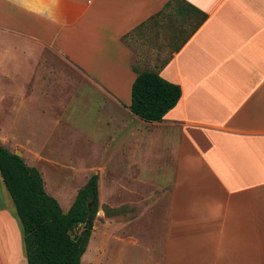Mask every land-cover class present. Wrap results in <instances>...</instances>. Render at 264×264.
Segmentation results:
<instances>
[{
	"label": "crops",
	"instance_id": "crops-1",
	"mask_svg": "<svg viewBox=\"0 0 264 264\" xmlns=\"http://www.w3.org/2000/svg\"><path fill=\"white\" fill-rule=\"evenodd\" d=\"M0 33V145L42 157L15 128L48 123L74 85L171 181L150 264H264V0H0ZM144 33L148 69L126 42ZM133 68L180 87L160 122L130 113ZM20 224L0 174V264H27Z\"/></svg>",
	"mask_w": 264,
	"mask_h": 264
},
{
	"label": "rangeland",
	"instance_id": "rangeland-1",
	"mask_svg": "<svg viewBox=\"0 0 264 264\" xmlns=\"http://www.w3.org/2000/svg\"><path fill=\"white\" fill-rule=\"evenodd\" d=\"M153 37L144 33L127 38L135 53L132 59L135 67L151 68L150 61L141 59V53L145 42ZM4 52L0 51L3 59ZM162 58L165 61L167 56L163 54ZM7 63L0 61V70L7 69ZM73 87L67 85L63 90L66 93L62 107L51 106L48 123L16 126L18 143L24 145L30 140L32 146L43 148L40 158L31 155L21 158L29 166H36L47 194L57 200L64 213L90 176L98 175L94 240L83 264H150L156 232L165 226L171 181H161L162 174L153 155L143 149L125 148L128 141L122 140L123 132H117L116 127L104 121L106 110L96 113L85 101L81 104L71 101ZM116 111L114 115L118 118ZM57 118L60 123L56 124ZM113 135H118L114 141ZM91 254L94 260L88 261Z\"/></svg>",
	"mask_w": 264,
	"mask_h": 264
},
{
	"label": "trees",
	"instance_id": "trees-1",
	"mask_svg": "<svg viewBox=\"0 0 264 264\" xmlns=\"http://www.w3.org/2000/svg\"><path fill=\"white\" fill-rule=\"evenodd\" d=\"M204 18L201 14L191 33ZM133 70L136 77L131 86L130 113L141 121L160 122L178 104L180 87L157 72ZM38 171L0 145V174L22 226L27 264H81L98 211V175L90 176L64 213L57 200L47 194ZM78 227L81 229L74 233Z\"/></svg>",
	"mask_w": 264,
	"mask_h": 264
},
{
	"label": "water",
	"instance_id": "water-1",
	"mask_svg": "<svg viewBox=\"0 0 264 264\" xmlns=\"http://www.w3.org/2000/svg\"><path fill=\"white\" fill-rule=\"evenodd\" d=\"M92 206H93V202H91V203L88 205V210H89V211L91 210Z\"/></svg>",
	"mask_w": 264,
	"mask_h": 264
}]
</instances>
